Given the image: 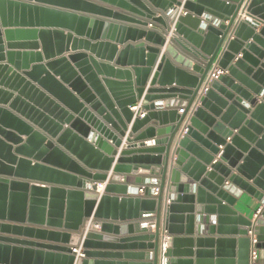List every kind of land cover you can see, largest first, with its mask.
I'll return each mask as SVG.
<instances>
[{"label": "water", "instance_id": "obj_1", "mask_svg": "<svg viewBox=\"0 0 264 264\" xmlns=\"http://www.w3.org/2000/svg\"><path fill=\"white\" fill-rule=\"evenodd\" d=\"M145 1L0 0V264H250L264 243V0ZM140 170L168 206L135 196Z\"/></svg>", "mask_w": 264, "mask_h": 264}, {"label": "built area", "instance_id": "obj_2", "mask_svg": "<svg viewBox=\"0 0 264 264\" xmlns=\"http://www.w3.org/2000/svg\"><path fill=\"white\" fill-rule=\"evenodd\" d=\"M227 72L218 68L214 67L212 71L210 72L209 76L206 79V85L202 90V94H206L208 91L209 85L215 81L218 80L221 76L226 75ZM132 112L135 114V118L143 119L146 116V112L143 110L142 105L138 104L133 107H131ZM179 113L183 115L185 113V109L181 108L179 109ZM187 130L184 131V134H186ZM123 182V181H122ZM104 190V185H98L97 186V193L101 194ZM162 195V189H161V181L158 178H154L152 182L148 185L143 184L140 185L139 188H137L135 192V196L141 197V198H148V199H158ZM261 213V210L259 211V214ZM148 217H153V215H150ZM102 222L100 221H94L90 220L85 227L82 229V238L86 237V235L90 231L99 232L101 229ZM146 226L154 227L153 223H146ZM249 237L251 239V251H250V264H256V261L258 259V240L254 233L252 231H249ZM172 242V237L167 235V233L164 234L160 249L161 252L164 254L167 252V250L170 248ZM83 248L82 244H80L79 247H73V254L76 255L77 261L82 260L85 256L83 254Z\"/></svg>", "mask_w": 264, "mask_h": 264}, {"label": "crops", "instance_id": "obj_3", "mask_svg": "<svg viewBox=\"0 0 264 264\" xmlns=\"http://www.w3.org/2000/svg\"><path fill=\"white\" fill-rule=\"evenodd\" d=\"M145 4L146 1L145 0H142ZM181 2H185V0H179ZM90 2H93V1H90ZM94 4H99L100 3H97V2H93ZM105 7H107L106 5H104ZM245 6V5H244ZM114 9V8H113ZM72 12V11H71ZM120 12H124V11H120ZM244 12V7L240 10L239 12V15H238V18L241 20V21H251L252 19L249 18L247 16V14H243ZM185 11L181 8V11H180V14H184ZM97 18H100V17H97ZM262 28V26L258 27V30H257V33L260 31V29ZM148 29H154V27H152L151 25H149ZM140 42H144V40L140 41ZM137 44V43H135ZM123 47H119V49L121 50ZM81 52H85L86 54L88 55H92V52L89 50V51H81ZM67 56V55H66ZM94 58H96L98 60V62H101V63H105V64H112L110 61H109V57H108V54L107 53H102V55L98 56L97 54H94L92 55ZM242 58V55H238L237 56V59H240ZM131 64V63H130ZM130 70V69H129ZM133 74V73H132ZM119 82H125V80L123 79H120ZM162 105L165 104L164 101L161 102ZM185 109V108H184ZM179 115H181L179 113ZM130 129V127H129ZM127 135H129V131L127 133ZM145 144H149L148 142L145 143ZM125 147L123 146L121 150H124ZM120 150V151H121ZM220 150H222V147H220ZM221 156V153L215 157V161L213 162V164H215L219 158ZM118 157H116L117 159ZM111 174V173H110ZM138 176L139 177H142L143 179H145V183L146 185L150 184L152 182V180L154 178H158L160 181H161V175H152L148 172H144L142 170L139 171L138 173ZM143 185V184H141ZM131 190L132 192H136V188H132L131 187ZM168 190L166 188V190H164L162 192V197H163V203H164V206H168L169 204V200H168ZM263 206L260 205L256 200H254L253 198L249 197V196H246L244 195L242 197V199L240 201H238V203L236 204L235 206V209L244 217V218H247V219H250L252 222H255V220H257L261 214H259V211L262 210ZM146 223H153L154 224V227H153V230L155 229V225L157 223L156 221V216H153V217H147L145 218L143 221H142V224H146ZM161 223H163L161 221ZM230 227V226H229ZM81 235H78V236H74L72 241H71V246L72 247H79L80 244H81ZM76 264H79V262H76ZM256 264H264V243H261V246L259 247V251H258V259L256 261Z\"/></svg>", "mask_w": 264, "mask_h": 264}]
</instances>
